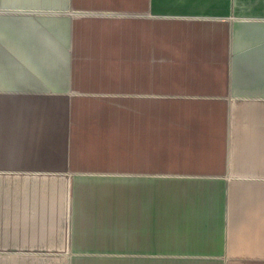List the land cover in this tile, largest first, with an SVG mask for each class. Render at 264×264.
<instances>
[{"label": "crops", "instance_id": "obj_1", "mask_svg": "<svg viewBox=\"0 0 264 264\" xmlns=\"http://www.w3.org/2000/svg\"><path fill=\"white\" fill-rule=\"evenodd\" d=\"M0 264H264V0H0Z\"/></svg>", "mask_w": 264, "mask_h": 264}]
</instances>
